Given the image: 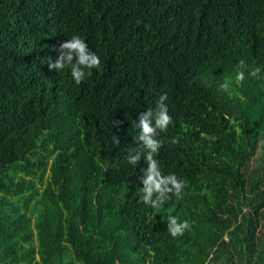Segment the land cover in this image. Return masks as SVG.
Wrapping results in <instances>:
<instances>
[{"label": "trees", "instance_id": "trees-1", "mask_svg": "<svg viewBox=\"0 0 264 264\" xmlns=\"http://www.w3.org/2000/svg\"><path fill=\"white\" fill-rule=\"evenodd\" d=\"M73 34L101 62L79 85L47 66ZM162 93L154 159L186 186L157 209ZM0 264H264V0H0Z\"/></svg>", "mask_w": 264, "mask_h": 264}, {"label": "clouds", "instance_id": "clouds-1", "mask_svg": "<svg viewBox=\"0 0 264 264\" xmlns=\"http://www.w3.org/2000/svg\"><path fill=\"white\" fill-rule=\"evenodd\" d=\"M59 55L53 61L48 60L47 66L49 70L55 69L56 71H62L66 67H70L71 76L76 84H80L86 76H91L93 68L100 67V59L98 55L91 51L85 42V40L78 34H73L70 39H67L60 43L57 49ZM244 61L241 60L240 64L243 65ZM260 69L253 70L250 75L257 77ZM245 79V73L243 71H237L235 74V83L241 84ZM233 84L231 78H226L221 84L220 89L228 92ZM167 100V94L162 93L156 103L155 109H147L146 111L140 113L138 128L140 129L139 136L137 140L148 149L145 156L147 160L148 167L145 171V175L141 177L143 181V195L141 200L153 208H159L167 198L158 197L157 201H152L151 196L153 191L157 193H163L164 191L172 192L175 196L180 197L183 189L186 186V181L178 179L174 173L168 174L167 176L161 177L160 167L156 159H154V154L158 152V149L162 146L161 141L154 139L157 136V130L166 131L169 124L172 123V117L168 114L167 105L164 103ZM154 121V122H153ZM120 122L113 121V126H117ZM178 141L173 139L172 143H177ZM113 143L119 144V140L116 136H113ZM135 151L136 155L131 153ZM130 151L126 159L132 165H136L142 149H135ZM171 184V188L166 186ZM164 186V187H162ZM168 231L175 237L177 235L183 234L185 229L190 228L188 221L178 222L177 218L170 216L168 218Z\"/></svg>", "mask_w": 264, "mask_h": 264}, {"label": "rangeland", "instance_id": "rangeland-1", "mask_svg": "<svg viewBox=\"0 0 264 264\" xmlns=\"http://www.w3.org/2000/svg\"><path fill=\"white\" fill-rule=\"evenodd\" d=\"M224 238L227 239V236H225Z\"/></svg>", "mask_w": 264, "mask_h": 264}]
</instances>
